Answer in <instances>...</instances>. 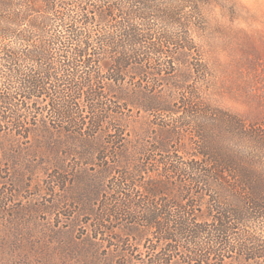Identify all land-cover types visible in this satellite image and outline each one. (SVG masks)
<instances>
[{
	"label": "trees",
	"instance_id": "obj_1",
	"mask_svg": "<svg viewBox=\"0 0 264 264\" xmlns=\"http://www.w3.org/2000/svg\"><path fill=\"white\" fill-rule=\"evenodd\" d=\"M214 2L0 0V134L41 138L58 190L64 159L96 160L80 168L77 201L118 264L141 249L144 264L264 263V126L213 113L171 75ZM54 133L76 146L63 153Z\"/></svg>",
	"mask_w": 264,
	"mask_h": 264
},
{
	"label": "rangeland",
	"instance_id": "obj_2",
	"mask_svg": "<svg viewBox=\"0 0 264 264\" xmlns=\"http://www.w3.org/2000/svg\"><path fill=\"white\" fill-rule=\"evenodd\" d=\"M202 11L204 35H199L186 56L177 57L171 75L179 85V76L187 75V89L199 90L204 107L213 113L222 111L247 125L264 126V0H216ZM197 64L205 67L204 76L190 69ZM171 72L165 70L163 75ZM169 89L170 84L161 81L156 91L163 95ZM175 94L180 99L185 95L182 91ZM133 117L140 119L136 111ZM159 119L170 117L163 114ZM183 129L188 141L189 128ZM49 138L63 153L76 146L63 134ZM43 149L39 137L17 142L0 134V191L8 199H1L0 193V264H118L119 257L107 242L98 241L97 246L92 242L91 220L77 201L82 194L76 184L83 174L80 168L87 170L96 160L64 159L69 185L58 190L46 183L54 157ZM103 185L88 189L93 204ZM144 253L145 249L136 250L127 259L130 264H144Z\"/></svg>",
	"mask_w": 264,
	"mask_h": 264
}]
</instances>
